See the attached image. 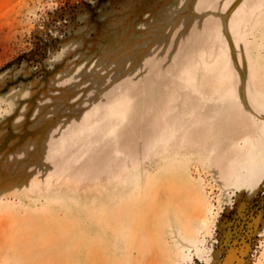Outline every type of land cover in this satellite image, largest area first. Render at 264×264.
<instances>
[{"label": "rangeland", "instance_id": "obj_1", "mask_svg": "<svg viewBox=\"0 0 264 264\" xmlns=\"http://www.w3.org/2000/svg\"><path fill=\"white\" fill-rule=\"evenodd\" d=\"M242 247L264 264V0H0V264Z\"/></svg>", "mask_w": 264, "mask_h": 264}, {"label": "water", "instance_id": "obj_2", "mask_svg": "<svg viewBox=\"0 0 264 264\" xmlns=\"http://www.w3.org/2000/svg\"><path fill=\"white\" fill-rule=\"evenodd\" d=\"M243 253H244V247H242V249L240 251H238V253L234 257V260L233 261H229V259L226 260V258H224L222 260V262L219 263V264H236L238 261H240L241 256H242Z\"/></svg>", "mask_w": 264, "mask_h": 264}]
</instances>
